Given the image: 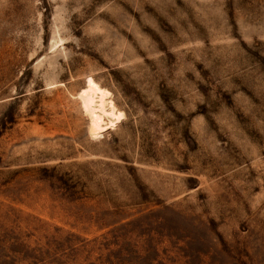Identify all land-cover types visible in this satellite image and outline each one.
<instances>
[{
  "label": "rangeland",
  "instance_id": "rangeland-1",
  "mask_svg": "<svg viewBox=\"0 0 264 264\" xmlns=\"http://www.w3.org/2000/svg\"><path fill=\"white\" fill-rule=\"evenodd\" d=\"M0 264H264V0H0Z\"/></svg>",
  "mask_w": 264,
  "mask_h": 264
},
{
  "label": "bare ground",
  "instance_id": "bare-ground-1",
  "mask_svg": "<svg viewBox=\"0 0 264 264\" xmlns=\"http://www.w3.org/2000/svg\"><path fill=\"white\" fill-rule=\"evenodd\" d=\"M77 96L82 110L88 117L89 129L92 133H98L114 124L110 109L105 103L104 90L95 81L89 79Z\"/></svg>",
  "mask_w": 264,
  "mask_h": 264
}]
</instances>
